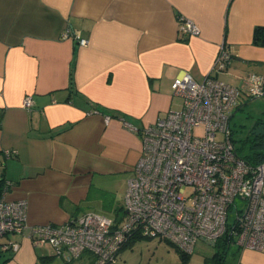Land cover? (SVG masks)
Masks as SVG:
<instances>
[{
	"label": "crops",
	"instance_id": "crops-1",
	"mask_svg": "<svg viewBox=\"0 0 264 264\" xmlns=\"http://www.w3.org/2000/svg\"><path fill=\"white\" fill-rule=\"evenodd\" d=\"M179 17L199 34L180 32ZM256 27H264V0H0V198L25 201L28 226L96 210L122 222L116 194L132 176L142 129L181 108L174 79L186 72L241 86L250 74L264 76ZM67 29L88 45L63 38ZM221 47L230 60L217 72ZM9 241L18 249L0 264L93 262L88 253L66 262L23 235L0 238ZM227 259L264 264V252L233 244Z\"/></svg>",
	"mask_w": 264,
	"mask_h": 264
},
{
	"label": "built area",
	"instance_id": "built-area-1",
	"mask_svg": "<svg viewBox=\"0 0 264 264\" xmlns=\"http://www.w3.org/2000/svg\"><path fill=\"white\" fill-rule=\"evenodd\" d=\"M178 29L188 37L199 34L198 26L183 17L178 18ZM63 38L81 47L88 45L71 29ZM229 60L221 47L213 71L224 70ZM252 76H246L241 86L213 76L196 82L186 72L174 79L173 91L181 108L142 129V150L126 183L122 222L88 212L64 225L28 226L26 202L0 198V238L26 236L35 246L49 245L66 262L88 253L92 264H115L120 250L134 237L164 240L191 255L196 245L213 246L230 228L233 244L264 252V160L251 165L241 158L230 131L241 99L264 97V76L255 75L259 81ZM256 88L261 94H254ZM22 106L31 109L30 95ZM197 128L203 129L201 137L193 134ZM232 209L235 218L228 225ZM17 249L16 242L0 244L2 252Z\"/></svg>",
	"mask_w": 264,
	"mask_h": 264
},
{
	"label": "rangeland",
	"instance_id": "rangeland-1",
	"mask_svg": "<svg viewBox=\"0 0 264 264\" xmlns=\"http://www.w3.org/2000/svg\"><path fill=\"white\" fill-rule=\"evenodd\" d=\"M245 106V107H244ZM243 106V111L234 114L230 122L231 138L239 156L243 157L254 152H264V147L253 145L252 128L259 119L264 121V98L253 99ZM194 136L201 137L202 128L193 131ZM218 139L222 138L221 134L217 135ZM125 190L123 186L119 193L116 194L115 201L119 205L124 203ZM117 192V191H116ZM108 199V198H107ZM110 200V199H108ZM237 204H241L238 200ZM96 213L113 216L103 210H96ZM105 213V214H104ZM235 211L232 209L228 213V225L234 220ZM211 250L205 245H196L194 252L187 259L186 264H203L204 258L210 254ZM179 253L175 246L157 238L137 237L120 250L117 255L115 264H181Z\"/></svg>",
	"mask_w": 264,
	"mask_h": 264
},
{
	"label": "trees",
	"instance_id": "trees-1",
	"mask_svg": "<svg viewBox=\"0 0 264 264\" xmlns=\"http://www.w3.org/2000/svg\"><path fill=\"white\" fill-rule=\"evenodd\" d=\"M253 41L256 44L264 45V27H256L254 29ZM252 140L255 142L253 145H255V146L258 145L260 147H264V135H261V136L253 135ZM241 158H243L247 163H249L251 165H257L262 160H264V152L250 153V154L243 156ZM2 182L3 181L1 179L0 184H2ZM0 188H1V186H0ZM0 193H1V190H0ZM230 232H231V230H230V228H228L226 233L224 234V236L220 240H218L213 246H207L208 248H210L211 252L208 256H206L204 258L203 264H230L227 257H228L230 247L233 245V242H234L233 235L230 234ZM127 244H125L123 246V248L126 247ZM176 250L179 253L180 259L182 261L181 264H186L187 259L189 258L190 255H186V254L182 253L177 248H176ZM0 255H1V257H3L4 260L10 258V256H11L10 253H6V252H2V251H0Z\"/></svg>",
	"mask_w": 264,
	"mask_h": 264
},
{
	"label": "water",
	"instance_id": "water-1",
	"mask_svg": "<svg viewBox=\"0 0 264 264\" xmlns=\"http://www.w3.org/2000/svg\"><path fill=\"white\" fill-rule=\"evenodd\" d=\"M251 134L255 135V136L264 135V124H261V125L257 126V128L252 130Z\"/></svg>",
	"mask_w": 264,
	"mask_h": 264
},
{
	"label": "clouds",
	"instance_id": "clouds-1",
	"mask_svg": "<svg viewBox=\"0 0 264 264\" xmlns=\"http://www.w3.org/2000/svg\"><path fill=\"white\" fill-rule=\"evenodd\" d=\"M251 79H252V80H255V81H259L260 78H258V77H256L255 75H253V76L251 77ZM254 94H261V93H260V89H259V88H256V89L254 90Z\"/></svg>",
	"mask_w": 264,
	"mask_h": 264
}]
</instances>
